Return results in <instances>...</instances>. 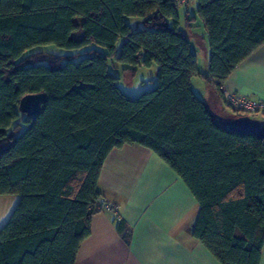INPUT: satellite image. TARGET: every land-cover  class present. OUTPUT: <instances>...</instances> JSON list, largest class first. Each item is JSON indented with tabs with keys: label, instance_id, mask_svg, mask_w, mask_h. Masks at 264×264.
<instances>
[{
	"label": "trees",
	"instance_id": "1",
	"mask_svg": "<svg viewBox=\"0 0 264 264\" xmlns=\"http://www.w3.org/2000/svg\"><path fill=\"white\" fill-rule=\"evenodd\" d=\"M194 1L196 15L186 4L185 19L188 28L202 22L207 73L175 0H0V196L20 197L0 229V264H76L98 214L105 160L134 145L188 186L199 204L193 236L221 264H261L264 139L222 127L192 80L224 96L229 76L264 44V0ZM127 18L143 27L134 30ZM45 45L76 56L92 45L103 51L91 49L78 63L25 55ZM110 59L132 73L157 67L156 86L127 96ZM35 94L47 103L32 118L19 104Z\"/></svg>",
	"mask_w": 264,
	"mask_h": 264
},
{
	"label": "crops",
	"instance_id": "2",
	"mask_svg": "<svg viewBox=\"0 0 264 264\" xmlns=\"http://www.w3.org/2000/svg\"><path fill=\"white\" fill-rule=\"evenodd\" d=\"M208 89L206 103L219 118L229 117L232 112L224 96L210 86ZM221 90L223 95L229 91L264 100V44L237 67ZM99 189L115 211L93 216L91 236L81 245L76 264H221L193 236L199 214L197 199L153 151L139 145L113 150L105 160ZM13 197L0 204L13 203L0 229L20 200Z\"/></svg>",
	"mask_w": 264,
	"mask_h": 264
},
{
	"label": "rangeland",
	"instance_id": "3",
	"mask_svg": "<svg viewBox=\"0 0 264 264\" xmlns=\"http://www.w3.org/2000/svg\"><path fill=\"white\" fill-rule=\"evenodd\" d=\"M188 12L189 17L196 15V6L195 1L190 0L188 3ZM187 9L184 5H178V14L180 16V23L181 29L185 34H192L195 37H189L191 42V48L193 52H195L198 56V67L199 71L202 73H206L208 70V55L210 53L209 50V41L207 35L205 33L204 27L200 20L190 22L192 26L191 29H188V24L186 22L185 16L187 15ZM126 22L134 29H139L143 27V22L139 18H127ZM122 41L118 44V50H121ZM91 49H96L103 51L101 48L92 45L85 50L79 52V56H76L78 52L76 51H69L66 49L59 48L55 45H45L39 46L29 50L25 55L29 54H37L41 53L44 54L45 57L47 56H55L65 62L68 60L69 57H73V61L78 63L81 61L82 58L85 57L86 52L90 51ZM208 54V55H207ZM157 67L152 68H138L135 73L130 71H124V67L117 64L114 60H109V72L110 74L119 78L118 85L121 91L130 97H138L144 91L152 90L156 86V78H157ZM194 88L195 94L202 99L203 101L207 102V94L206 91L209 90L206 82L202 78H195L194 79ZM231 111V110H230ZM232 112V111H231ZM13 201V196H0V204L4 201L9 202L10 200ZM5 208V209H4ZM13 208V203H9L6 207L0 205V224H2L3 220L10 214L9 212ZM5 218V219H4ZM2 222V223H1Z\"/></svg>",
	"mask_w": 264,
	"mask_h": 264
},
{
	"label": "water",
	"instance_id": "4",
	"mask_svg": "<svg viewBox=\"0 0 264 264\" xmlns=\"http://www.w3.org/2000/svg\"><path fill=\"white\" fill-rule=\"evenodd\" d=\"M46 103L47 96L45 94L27 95L21 99L19 111L29 117L36 118ZM219 122L222 127L231 132L264 139V120L241 116L233 119L219 118Z\"/></svg>",
	"mask_w": 264,
	"mask_h": 264
},
{
	"label": "built area",
	"instance_id": "5",
	"mask_svg": "<svg viewBox=\"0 0 264 264\" xmlns=\"http://www.w3.org/2000/svg\"><path fill=\"white\" fill-rule=\"evenodd\" d=\"M179 5H186L190 0H175ZM224 99L227 107L233 112L253 119L264 120V100H255L234 92H225ZM95 213H112L115 206L104 198H99L94 206Z\"/></svg>",
	"mask_w": 264,
	"mask_h": 264
}]
</instances>
